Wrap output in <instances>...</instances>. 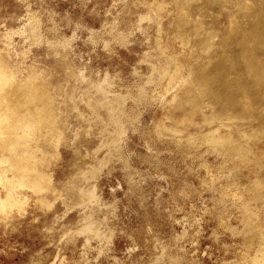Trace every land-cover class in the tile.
<instances>
[{"label":"rangeland","instance_id":"374dc122","mask_svg":"<svg viewBox=\"0 0 264 264\" xmlns=\"http://www.w3.org/2000/svg\"><path fill=\"white\" fill-rule=\"evenodd\" d=\"M0 264H264V0H0Z\"/></svg>","mask_w":264,"mask_h":264}]
</instances>
